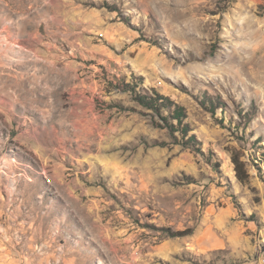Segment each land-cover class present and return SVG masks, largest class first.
<instances>
[{"label":"rangeland","instance_id":"1","mask_svg":"<svg viewBox=\"0 0 264 264\" xmlns=\"http://www.w3.org/2000/svg\"><path fill=\"white\" fill-rule=\"evenodd\" d=\"M0 264H264V0H0Z\"/></svg>","mask_w":264,"mask_h":264},{"label":"trees","instance_id":"2","mask_svg":"<svg viewBox=\"0 0 264 264\" xmlns=\"http://www.w3.org/2000/svg\"><path fill=\"white\" fill-rule=\"evenodd\" d=\"M179 113V112H178ZM178 115V120H181L182 116L181 114ZM232 162L234 164V170H235V175L239 179V181L244 182L248 178L249 174L245 168V163L239 159L238 156L233 155L232 156Z\"/></svg>","mask_w":264,"mask_h":264},{"label":"bare ground","instance_id":"3","mask_svg":"<svg viewBox=\"0 0 264 264\" xmlns=\"http://www.w3.org/2000/svg\"><path fill=\"white\" fill-rule=\"evenodd\" d=\"M54 81V80H53Z\"/></svg>","mask_w":264,"mask_h":264}]
</instances>
